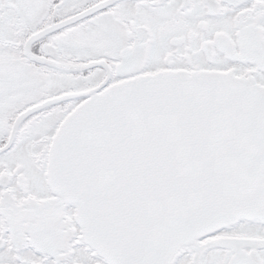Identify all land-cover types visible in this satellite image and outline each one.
<instances>
[{
  "label": "snow or ice",
  "instance_id": "obj_1",
  "mask_svg": "<svg viewBox=\"0 0 264 264\" xmlns=\"http://www.w3.org/2000/svg\"><path fill=\"white\" fill-rule=\"evenodd\" d=\"M0 264H264V0H0Z\"/></svg>",
  "mask_w": 264,
  "mask_h": 264
}]
</instances>
